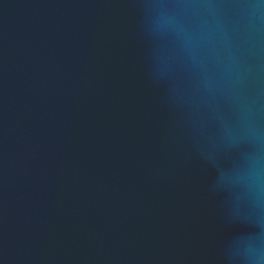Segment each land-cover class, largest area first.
Instances as JSON below:
<instances>
[{"label": "water", "instance_id": "95a60500", "mask_svg": "<svg viewBox=\"0 0 264 264\" xmlns=\"http://www.w3.org/2000/svg\"><path fill=\"white\" fill-rule=\"evenodd\" d=\"M153 2L0 0V264H232L264 234L222 179L255 151L235 104Z\"/></svg>", "mask_w": 264, "mask_h": 264}, {"label": "clouds", "instance_id": "9594fccd", "mask_svg": "<svg viewBox=\"0 0 264 264\" xmlns=\"http://www.w3.org/2000/svg\"><path fill=\"white\" fill-rule=\"evenodd\" d=\"M149 7L151 33L171 43L173 57L191 60L206 90L233 100L237 125L229 135L251 141L255 151L222 179L242 185V197L264 219V0H154ZM229 259L264 264V234L235 241Z\"/></svg>", "mask_w": 264, "mask_h": 264}]
</instances>
